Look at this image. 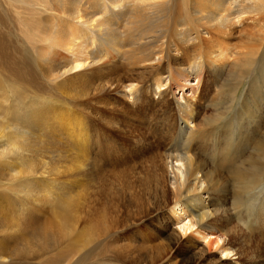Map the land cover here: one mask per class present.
<instances>
[{
	"label": "bare ground",
	"instance_id": "6f19581e",
	"mask_svg": "<svg viewBox=\"0 0 264 264\" xmlns=\"http://www.w3.org/2000/svg\"><path fill=\"white\" fill-rule=\"evenodd\" d=\"M55 1L61 15L25 22L3 64L24 88L33 73L51 99L13 128L0 122V165L12 159L25 200L57 219L44 252L69 241L79 264L121 231L149 230L155 255L118 253L136 264H264V201L239 212L264 191V0ZM46 28L53 44L36 47Z\"/></svg>",
	"mask_w": 264,
	"mask_h": 264
},
{
	"label": "rangeland",
	"instance_id": "374dc122",
	"mask_svg": "<svg viewBox=\"0 0 264 264\" xmlns=\"http://www.w3.org/2000/svg\"><path fill=\"white\" fill-rule=\"evenodd\" d=\"M64 2L65 0L61 3L64 5V6L62 5L64 7V10H66V8L69 9L70 7H73V5H70V4L68 5L69 0H66L65 2L67 7ZM55 7H56L55 0H44V1L42 0H19V1L0 0V63H1L0 65V120L1 121L0 122L2 124L3 123L8 124L10 127L13 128L14 124L12 123L14 119L22 117L27 112L35 113L39 111L40 108H42L41 105L44 106V103L51 99L50 96H48L50 99L47 96H45V92H43V89H45L46 87L44 82L41 79H37L36 76H33L32 75L33 73H31V75L30 74L26 75L29 85L28 87L24 88L22 86H23V83H25V79L24 78L20 79L19 82L22 85L15 84L14 74L10 73L9 72L10 69L3 64L9 63V60H11V51H12L14 39L16 35H20L22 33L23 24L25 22H30L32 25H35L37 27L38 24H43V22L45 24L47 22L46 25H50L51 18L60 16L61 13L63 12L60 9H57V8L55 9ZM47 14H49L51 17L49 15L47 16ZM48 32H49V28H46V30L44 31L45 36L42 34V32L35 34V36H32V43L36 47L52 45L53 41L49 39L50 34ZM70 40L74 41L75 38L68 36L62 42L61 46L62 47L64 46L66 48L67 43ZM75 50L76 49L73 48V52H75ZM2 65H3V68L1 69ZM246 88H247V80H245L244 83L240 86L239 92L237 94L238 97H237V101L235 105L237 111L239 110L241 111L242 109L241 107H242L244 98L246 96L245 95ZM260 88H261L260 89L261 93L259 96H260V99H262L261 102L264 104V84H260ZM54 99L56 98L54 97ZM54 104H56V102H54ZM36 105H38L39 107L38 106L36 107ZM30 108L33 110H30ZM10 111H12L11 112L12 116L11 115H9V117L6 116L7 113ZM228 120L229 119L226 118L223 121V124L227 123ZM235 126H234V123H232L231 129L233 130ZM126 144L129 145L130 147L131 146L134 147V144L132 145V143L126 142ZM41 154H44V150H42V153L40 152V154H38L41 158L38 157L37 159L43 162L44 160L47 161V157L44 155L41 156ZM32 157L34 158L33 154H32ZM9 161L10 163H13L12 159H10ZM10 163H8L9 166H6V168L0 165V178H1L0 179V216L2 219L4 218V221L1 220L0 218V264H10V263L11 264H63V263L64 264H78V261L80 260V257H79L80 253L77 254L76 252L75 253L69 252V249H71L69 241L65 243L62 242L61 245H58L55 247L53 246L52 247L53 249L49 248L46 250V252H44V247L43 246L41 247V244H43V240H44V232H47V231L49 232L50 231L49 229L52 227L50 224L55 223L57 219L56 218L54 219V215L53 213H51L49 205H44V203H39V205H37V208H36V206H34L31 201L25 200L24 195H23L25 190L20 189L19 186H17L18 182H20L21 179L16 180L15 174L13 173L14 170L12 169L11 167L12 165ZM39 168L41 169V167H34L33 170L36 169V172L39 173L40 172ZM7 176H9L10 178ZM12 179L13 180L15 179L14 183H12L13 182ZM10 190L11 191L14 190V192H11ZM259 190H260V187L254 192H258ZM37 191H35V196L39 193V191L38 192ZM263 195H264V191L262 192V194L256 201L247 203L244 207H242L239 210V212L245 216L248 214H253L255 210L257 209V207L261 204V202L264 201ZM128 207L129 205H126L125 207L121 208V213H124ZM25 220L27 221L28 225H27V229L23 230V228H21L19 223L26 222ZM131 230H134V228ZM142 232H143L141 234L142 238L140 236L139 238H137V237L132 236V232H128L127 230L121 231V234H119V236H121L120 241L113 242L114 240L113 238L109 239L111 243L108 242L106 249L96 250L95 252H93L92 256L88 254L89 257L84 256L83 257L84 261H82V263H79V264H94V263L95 264H136L135 262H133V259L130 256L123 257L118 253V252H122L125 246H129L132 250L137 251L138 253H142L147 256L155 255L156 254V248H155L156 241L152 240V236L150 235L151 231L144 230ZM8 237L10 240L7 239ZM261 242L264 243V240ZM11 250L12 251L14 250V251L11 252ZM125 250H126L125 252L129 253V250L127 249V247L125 248ZM255 253H258L257 255L260 257L258 260V263L264 262V253L262 252V250H257ZM77 258L79 259L75 263ZM153 260L155 264H162L161 258H156L154 256Z\"/></svg>",
	"mask_w": 264,
	"mask_h": 264
}]
</instances>
